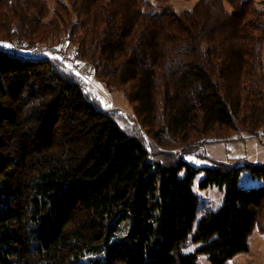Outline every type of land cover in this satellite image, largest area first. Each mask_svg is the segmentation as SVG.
Here are the masks:
<instances>
[{
	"label": "trees",
	"instance_id": "16d2710c",
	"mask_svg": "<svg viewBox=\"0 0 264 264\" xmlns=\"http://www.w3.org/2000/svg\"><path fill=\"white\" fill-rule=\"evenodd\" d=\"M13 42L75 48L133 119L104 109L60 55L0 50V264H229L250 251L264 164L185 157L264 130L253 0L180 12L169 0H0V43ZM244 172L260 185L241 188ZM199 176L223 194L201 218Z\"/></svg>",
	"mask_w": 264,
	"mask_h": 264
},
{
	"label": "rangeland",
	"instance_id": "374dc122",
	"mask_svg": "<svg viewBox=\"0 0 264 264\" xmlns=\"http://www.w3.org/2000/svg\"><path fill=\"white\" fill-rule=\"evenodd\" d=\"M156 0H152L155 2ZM199 0H169L176 11L190 10ZM256 9L261 14H264V0H253ZM227 10L230 12V8L227 5ZM57 48V47H56ZM75 48L65 45L61 47L59 54H56V49H52L51 46L45 44H37L32 50L36 51L44 56L56 57L58 55L60 60L62 58H72ZM56 54V55H55ZM264 59V49H263ZM77 62H82L77 59ZM84 67L80 70H75V63L67 62L69 69H74L84 81L86 88L90 89L89 92L93 99L97 100L100 105L107 110H112L117 114H120L126 120L133 119L132 108L122 92H111L108 90L101 81L96 77L95 72L89 70L90 67L82 62ZM89 73L90 77L88 81H85L81 74ZM185 160L194 166L195 168H207L212 167L214 161L234 163L236 161H243L252 164H264V138H232L226 142L211 143L206 145L203 149L199 150L195 154H189L185 157ZM195 182L194 191L200 196L201 201V214H205L204 210L213 209L217 211L223 202V194L216 187L209 188L207 190H200L198 186V180ZM260 185V182L253 178L249 172H244L241 176L240 187L243 189H252ZM204 209V210H203ZM257 225L253 234L249 238L250 251L248 253H242L234 257L229 264H264V231ZM196 248V245H191L188 253H192ZM199 264H209L207 256L200 255Z\"/></svg>",
	"mask_w": 264,
	"mask_h": 264
},
{
	"label": "built area",
	"instance_id": "2783aa9c",
	"mask_svg": "<svg viewBox=\"0 0 264 264\" xmlns=\"http://www.w3.org/2000/svg\"><path fill=\"white\" fill-rule=\"evenodd\" d=\"M0 50L1 51H6V52H9V53H12L14 55H17V56H28V57H35L36 56V53L34 52H30V53H27L25 51V45L20 43V42H13L12 44L8 45V44H4V43H0ZM71 62V63H75V70H80L84 67L83 63L82 62H77V59L75 57H72V58H62L60 63L62 66L66 67L67 69L68 68V65H67V62ZM69 70H72V71H75L74 69H69ZM89 70H92V73H94V69L92 67H90ZM82 77L84 78L85 81H88L90 75L89 73H83L81 74ZM87 91L88 92H91L90 89L87 88ZM258 139H262L264 138V130L260 131V133L258 134Z\"/></svg>",
	"mask_w": 264,
	"mask_h": 264
},
{
	"label": "crops",
	"instance_id": "0c3cea01",
	"mask_svg": "<svg viewBox=\"0 0 264 264\" xmlns=\"http://www.w3.org/2000/svg\"><path fill=\"white\" fill-rule=\"evenodd\" d=\"M200 210H201V201H200ZM204 210V209H203ZM213 211V209H207V210H204V213H208V212H212ZM201 212V211H200ZM203 214H201V213H199V218H201V216H202Z\"/></svg>",
	"mask_w": 264,
	"mask_h": 264
}]
</instances>
